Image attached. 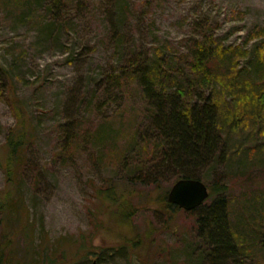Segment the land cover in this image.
<instances>
[{"label": "rangeland", "instance_id": "rangeland-1", "mask_svg": "<svg viewBox=\"0 0 264 264\" xmlns=\"http://www.w3.org/2000/svg\"><path fill=\"white\" fill-rule=\"evenodd\" d=\"M4 2L0 10V158L7 135L18 127L10 104L14 97L34 122L26 152L33 170L21 178L19 186L24 204L21 218L33 231L34 258L40 262L41 247L57 261L63 256L73 260L82 244L94 249L117 247L131 230L110 217L97 190L122 184L125 171L118 159L133 134L147 129L149 120L140 88L131 82L126 91L108 77L120 73L138 53L160 50L164 57L181 62L191 42L205 31L225 48L238 49L239 68L253 69L264 46V0H119L113 7L116 0H82L80 8L78 0H64L68 11L51 36L34 19L41 13L23 18L24 11L13 0ZM108 9H113L110 15ZM262 63L261 71L250 75L252 81L237 90L221 70L225 77H219L215 92L219 101L226 97V102H232L230 89L241 93L242 100L256 89L262 90L264 98ZM69 122L80 127L82 141L71 148V159L65 160L60 152ZM259 123L264 124V119ZM257 124L248 114L236 120L234 131L225 133L232 147L230 165H221L203 178L209 185L220 177L227 185L232 227L245 247L246 264H264V125ZM106 125L110 135L93 140ZM161 173L160 191L169 190L174 177ZM132 189L136 195L133 229L142 236L152 225L147 264H199L193 253L202 246L196 217L182 209L169 217L148 200L152 186L138 182ZM9 190L0 165V192ZM17 243L22 246L21 236Z\"/></svg>", "mask_w": 264, "mask_h": 264}, {"label": "trees", "instance_id": "trees-1", "mask_svg": "<svg viewBox=\"0 0 264 264\" xmlns=\"http://www.w3.org/2000/svg\"><path fill=\"white\" fill-rule=\"evenodd\" d=\"M4 1L0 0V10L2 4L6 3ZM13 1L24 11L23 18H34L37 12L41 13L34 19L42 26L44 34L49 36L63 22V12L68 11L64 0ZM78 1L80 8L82 0ZM116 1L112 7L119 3V0ZM110 10L113 9L107 10L109 15ZM239 53L238 49L225 48L213 34L205 31L200 38L191 42L188 54L181 62L164 57L160 50L151 54L138 53V56L129 59L125 69L108 77L110 82L126 91H129L128 84L131 82L140 88L149 120L147 129L133 134L125 146L123 157L118 159L119 166L125 171L122 184L97 190L102 207L115 221L124 227L128 225L131 235L124 236L117 247L94 249L82 244L78 256L75 255L73 260L63 256L57 261V258L46 252L47 249L41 247V260L36 262L32 253L33 231L29 222L21 218V206L24 207V204L19 186L21 178L32 169L26 152L34 122L25 112V107L12 97L10 104L16 113L18 127L7 135L5 153L0 158L7 187H10L8 192H0V215L3 221L0 264H117L119 260H125L126 264H147L145 254L152 245L149 243L153 235L152 225L142 236L133 229L136 195L132 184L139 182L146 187L152 186L148 200L157 207L158 212L173 217L180 208L168 201L170 189L160 191L161 172L171 173L173 183L179 179H207L210 173L217 172L219 166L230 165L231 158L228 157L232 156V147L225 133L229 129L234 131L236 120L246 114L253 117L255 124L264 119L262 90L250 91L247 100H242L241 93L235 91L240 85L252 81L250 75L254 71H261L264 46L259 51L258 64H253L250 70L247 67L239 68L242 55ZM221 70L228 74L226 77L233 86L229 87L235 89L228 90L233 95L231 103L225 101L226 97L220 102L215 94L219 77H225ZM67 125H70L71 131L65 128L60 152L65 160L71 159V148L82 141L76 122ZM108 128V125L101 127L92 136L93 140H105L110 135L106 131ZM208 187L209 198L191 211L196 217L198 237L202 241V246L193 249V253L196 251L197 254L196 261L199 264H246L248 256L242 240L233 230L229 202L225 197L229 189L220 177ZM18 236L23 238L22 246L17 243ZM158 250L163 251L161 244Z\"/></svg>", "mask_w": 264, "mask_h": 264}, {"label": "water", "instance_id": "water-1", "mask_svg": "<svg viewBox=\"0 0 264 264\" xmlns=\"http://www.w3.org/2000/svg\"><path fill=\"white\" fill-rule=\"evenodd\" d=\"M210 196L208 185L200 179H179L167 194L168 201L185 211H193Z\"/></svg>", "mask_w": 264, "mask_h": 264}]
</instances>
